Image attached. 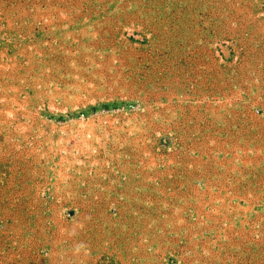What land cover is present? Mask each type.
I'll return each mask as SVG.
<instances>
[{
	"label": "rangeland",
	"instance_id": "374dc122",
	"mask_svg": "<svg viewBox=\"0 0 264 264\" xmlns=\"http://www.w3.org/2000/svg\"><path fill=\"white\" fill-rule=\"evenodd\" d=\"M0 264H264V0H0Z\"/></svg>",
	"mask_w": 264,
	"mask_h": 264
}]
</instances>
